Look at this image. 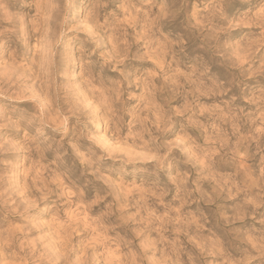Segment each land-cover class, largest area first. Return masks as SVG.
Listing matches in <instances>:
<instances>
[{
    "label": "rangeland",
    "instance_id": "obj_1",
    "mask_svg": "<svg viewBox=\"0 0 264 264\" xmlns=\"http://www.w3.org/2000/svg\"><path fill=\"white\" fill-rule=\"evenodd\" d=\"M0 264H264V0H0Z\"/></svg>",
    "mask_w": 264,
    "mask_h": 264
}]
</instances>
